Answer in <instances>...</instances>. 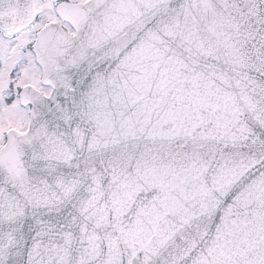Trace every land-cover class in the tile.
Returning <instances> with one entry per match:
<instances>
[{"label":"water","instance_id":"1","mask_svg":"<svg viewBox=\"0 0 264 264\" xmlns=\"http://www.w3.org/2000/svg\"><path fill=\"white\" fill-rule=\"evenodd\" d=\"M80 7L0 149V264H264V0ZM32 17L0 0L5 34Z\"/></svg>","mask_w":264,"mask_h":264},{"label":"rangeland","instance_id":"2","mask_svg":"<svg viewBox=\"0 0 264 264\" xmlns=\"http://www.w3.org/2000/svg\"><path fill=\"white\" fill-rule=\"evenodd\" d=\"M31 33L24 32L7 38L0 32V146L8 129L22 132L27 127L28 107L18 101L19 89L31 84L48 94L49 88L39 81L40 69L26 43H31Z\"/></svg>","mask_w":264,"mask_h":264},{"label":"flooded vegetation","instance_id":"3","mask_svg":"<svg viewBox=\"0 0 264 264\" xmlns=\"http://www.w3.org/2000/svg\"><path fill=\"white\" fill-rule=\"evenodd\" d=\"M84 0H59V2H68V3H74V2H82ZM56 3H51L48 0H36L35 2V6L37 9L38 14L43 17V14H45V12L50 13L52 16L51 18H49L48 20H52V21H60L58 16L55 14L54 12V8H55ZM64 25V23H63Z\"/></svg>","mask_w":264,"mask_h":264}]
</instances>
